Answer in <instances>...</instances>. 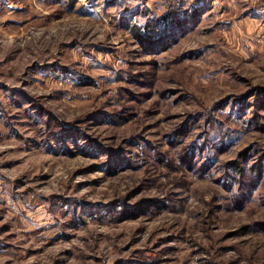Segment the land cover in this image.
<instances>
[{"label": "rangeland", "instance_id": "374dc122", "mask_svg": "<svg viewBox=\"0 0 264 264\" xmlns=\"http://www.w3.org/2000/svg\"><path fill=\"white\" fill-rule=\"evenodd\" d=\"M263 91L264 0H0V264H264Z\"/></svg>", "mask_w": 264, "mask_h": 264}, {"label": "trees", "instance_id": "16d2710c", "mask_svg": "<svg viewBox=\"0 0 264 264\" xmlns=\"http://www.w3.org/2000/svg\"><path fill=\"white\" fill-rule=\"evenodd\" d=\"M184 3L185 2H180L181 5ZM193 10L187 11L184 17L178 19H172L165 16L159 20L158 25L146 27L147 31L139 32L138 34H135V36L140 44L147 49L151 48L153 45L159 47L164 43L170 44L171 42V44H173L179 38L183 37L185 28L192 22V18L194 17V13H192ZM197 11L198 9H195L194 12L196 13ZM158 33V37H155ZM262 93L264 94V91ZM259 104L260 109L264 110V96Z\"/></svg>", "mask_w": 264, "mask_h": 264}, {"label": "built area", "instance_id": "2783aa9c", "mask_svg": "<svg viewBox=\"0 0 264 264\" xmlns=\"http://www.w3.org/2000/svg\"><path fill=\"white\" fill-rule=\"evenodd\" d=\"M187 1H193V0H187Z\"/></svg>", "mask_w": 264, "mask_h": 264}]
</instances>
